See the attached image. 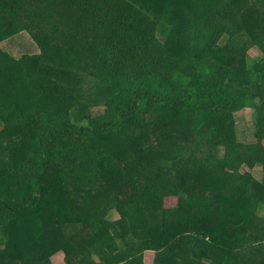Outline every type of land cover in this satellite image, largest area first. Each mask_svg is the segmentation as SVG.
I'll use <instances>...</instances> for the list:
<instances>
[{
  "label": "trees",
  "instance_id": "16d2710c",
  "mask_svg": "<svg viewBox=\"0 0 264 264\" xmlns=\"http://www.w3.org/2000/svg\"><path fill=\"white\" fill-rule=\"evenodd\" d=\"M23 31L38 51L0 48V264H264L242 170L264 176V0H0V45Z\"/></svg>",
  "mask_w": 264,
  "mask_h": 264
},
{
  "label": "rangeland",
  "instance_id": "374dc122",
  "mask_svg": "<svg viewBox=\"0 0 264 264\" xmlns=\"http://www.w3.org/2000/svg\"><path fill=\"white\" fill-rule=\"evenodd\" d=\"M0 48L9 51L17 57L21 54H32L38 51L36 44L32 41L26 31H23L17 36L4 41V43L0 45ZM249 55L256 59L260 58L259 50L255 47L249 50ZM254 114V111L247 109L239 112L236 115L235 132L239 140L248 142L254 139L252 134ZM242 170L251 172L259 180H262L264 177L259 166H255L251 169L243 167ZM116 217L117 215L114 213L110 214L109 216L110 219H115ZM51 260L53 264H63L62 252H57L56 254H54ZM152 263L153 252L146 251L144 255V264Z\"/></svg>",
  "mask_w": 264,
  "mask_h": 264
}]
</instances>
